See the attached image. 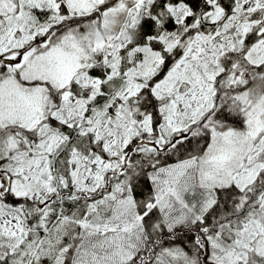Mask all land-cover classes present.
<instances>
[{
	"label": "snow or ice",
	"instance_id": "6c2138e0",
	"mask_svg": "<svg viewBox=\"0 0 264 264\" xmlns=\"http://www.w3.org/2000/svg\"><path fill=\"white\" fill-rule=\"evenodd\" d=\"M0 264H264V0H0Z\"/></svg>",
	"mask_w": 264,
	"mask_h": 264
},
{
	"label": "clouds",
	"instance_id": "9594fccd",
	"mask_svg": "<svg viewBox=\"0 0 264 264\" xmlns=\"http://www.w3.org/2000/svg\"><path fill=\"white\" fill-rule=\"evenodd\" d=\"M111 30V25L109 26V29L108 30H105L103 33H102V35H107L108 34V31H110Z\"/></svg>",
	"mask_w": 264,
	"mask_h": 264
}]
</instances>
